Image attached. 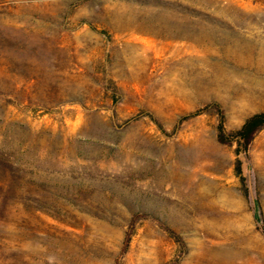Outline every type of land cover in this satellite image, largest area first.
Instances as JSON below:
<instances>
[{
	"label": "rangeland",
	"instance_id": "obj_1",
	"mask_svg": "<svg viewBox=\"0 0 264 264\" xmlns=\"http://www.w3.org/2000/svg\"><path fill=\"white\" fill-rule=\"evenodd\" d=\"M211 104L264 112V0H0V264H264Z\"/></svg>",
	"mask_w": 264,
	"mask_h": 264
},
{
	"label": "trees",
	"instance_id": "obj_2",
	"mask_svg": "<svg viewBox=\"0 0 264 264\" xmlns=\"http://www.w3.org/2000/svg\"><path fill=\"white\" fill-rule=\"evenodd\" d=\"M210 107H211L210 109L216 112L217 120H218L216 126V141L222 145H230L232 143H236L237 151L239 153L242 152L244 155H247V152L249 151L250 145L255 135L260 130L264 129V112L255 113L249 116L239 129L228 131L225 127V118L219 105L211 104ZM205 110H207V108H204V110L195 111L194 113H191L188 116L183 117L181 121L201 115ZM235 171H236V175L241 177V168L239 161H237ZM136 221H137V216L136 218L135 217L132 218V220L130 221V224L128 226L127 231L125 232L122 241L121 254L125 253L129 247L131 238L134 233V227ZM257 228L260 230L261 234L264 237V223L262 221L260 220L257 221ZM166 232L177 242H180L179 236L174 232H172L169 228H166Z\"/></svg>",
	"mask_w": 264,
	"mask_h": 264
}]
</instances>
